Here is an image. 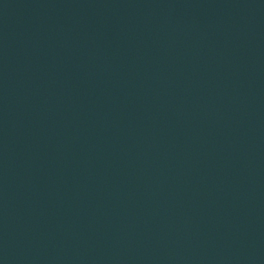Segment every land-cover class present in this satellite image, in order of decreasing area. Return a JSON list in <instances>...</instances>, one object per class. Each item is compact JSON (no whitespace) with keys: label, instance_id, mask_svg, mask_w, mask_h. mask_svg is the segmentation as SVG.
<instances>
[{"label":"water","instance_id":"water-1","mask_svg":"<svg viewBox=\"0 0 264 264\" xmlns=\"http://www.w3.org/2000/svg\"><path fill=\"white\" fill-rule=\"evenodd\" d=\"M0 264H264V0H0Z\"/></svg>","mask_w":264,"mask_h":264}]
</instances>
